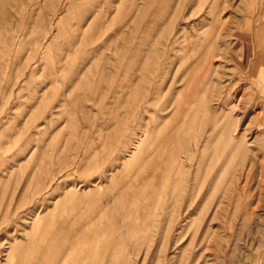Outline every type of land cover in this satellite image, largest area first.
Masks as SVG:
<instances>
[{
	"label": "rangeland",
	"instance_id": "1",
	"mask_svg": "<svg viewBox=\"0 0 264 264\" xmlns=\"http://www.w3.org/2000/svg\"><path fill=\"white\" fill-rule=\"evenodd\" d=\"M0 264H264V0H0Z\"/></svg>",
	"mask_w": 264,
	"mask_h": 264
},
{
	"label": "bare ground",
	"instance_id": "2",
	"mask_svg": "<svg viewBox=\"0 0 264 264\" xmlns=\"http://www.w3.org/2000/svg\"><path fill=\"white\" fill-rule=\"evenodd\" d=\"M143 137V133L138 134V137L136 138V140L134 141V144L132 145L131 149L129 150V152L126 154L125 156V160H130L132 161L134 156H136V152L140 149V143ZM242 138V136H240ZM246 143V141H245ZM141 147V146H140ZM104 187V182L103 181H99L97 183H94L92 185L89 186V188L91 189H97V188H102Z\"/></svg>",
	"mask_w": 264,
	"mask_h": 264
}]
</instances>
